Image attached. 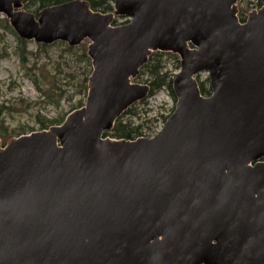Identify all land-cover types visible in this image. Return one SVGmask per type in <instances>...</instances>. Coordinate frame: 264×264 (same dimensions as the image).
Returning <instances> with one entry per match:
<instances>
[{"label": "water", "instance_id": "obj_1", "mask_svg": "<svg viewBox=\"0 0 264 264\" xmlns=\"http://www.w3.org/2000/svg\"><path fill=\"white\" fill-rule=\"evenodd\" d=\"M24 2L0 0L16 36L89 42L92 72L61 125L0 139V264H264V7L241 23L240 0ZM153 53L180 61L173 114L153 138H105L148 98Z\"/></svg>", "mask_w": 264, "mask_h": 264}, {"label": "rangeland", "instance_id": "obj_2", "mask_svg": "<svg viewBox=\"0 0 264 264\" xmlns=\"http://www.w3.org/2000/svg\"><path fill=\"white\" fill-rule=\"evenodd\" d=\"M260 9H249L247 17ZM124 22L119 18L114 26H121ZM6 25V19L0 16V139L3 144L21 134L40 132L43 120H65L81 102L85 105L88 93L86 88V94H83L86 65L76 63L75 55L67 54L65 47L44 51L42 46L33 42L21 44ZM88 44L83 45L86 51ZM21 49L25 52L24 64L17 55ZM165 61L167 71L176 76L179 72L176 61L171 57ZM91 72L90 62V75ZM70 75H74V80ZM199 81H207L209 85L208 75H199ZM134 84L145 85L135 81ZM175 108L176 99L163 90L137 103V116L131 120L143 126L145 138H153L163 129Z\"/></svg>", "mask_w": 264, "mask_h": 264}, {"label": "trees", "instance_id": "obj_3", "mask_svg": "<svg viewBox=\"0 0 264 264\" xmlns=\"http://www.w3.org/2000/svg\"><path fill=\"white\" fill-rule=\"evenodd\" d=\"M74 0H25L24 2V10L33 13L37 15L41 10L52 7V6H58L61 4H65L68 2H71ZM85 1L89 7L96 12L100 13H112L114 11V2L115 0H83ZM239 5V12L238 17L241 23H245L247 20V13L249 9L253 8H262L264 6V0H240L238 3ZM116 23V22H115ZM6 29L12 33L15 37L16 34L14 31L10 28L8 25V21L6 20ZM19 43L24 44L25 42L21 39H18ZM84 43L77 47V48H70L64 43H57L52 46H42L44 51H47L48 49H52L55 47H65V52L67 54L75 55L76 57V63L80 64L83 63L86 65L85 70V79H84V90L83 94H86V85L88 83V79L90 77V59L87 56V51L85 49V46H83ZM17 55L20 57L22 63H25V52L21 49L17 53ZM171 57L173 58L176 63L178 64L176 67V70H180V61L178 56L167 54V53H153L148 63L140 70L139 76L136 78V83H143L150 87V94L149 98L155 96L157 93L161 91H168L170 95L175 98L172 84L173 79L175 78V75L167 71L166 61L165 58ZM70 78L74 80V75H70ZM197 81L199 83V88L201 91V94L203 96H210L211 95V89L210 85H208V82H200L199 76L197 77ZM39 89V87H38ZM80 106L78 108H74L71 112L78 110L83 107V103L81 102L79 104ZM136 111V104L131 107L121 118H119L113 128V130L109 133H105V138H111L115 140H129L134 141L139 138H145L143 135V126L136 125L134 121L131 120V117L137 116ZM70 112V113H71ZM69 113V114H70ZM68 114V115H69ZM126 117H129L128 120ZM64 122V119L60 121H48L43 120V122H39L42 126L40 131L48 130L51 126H59ZM24 134L19 135L23 136Z\"/></svg>", "mask_w": 264, "mask_h": 264}, {"label": "flooded vegetation", "instance_id": "obj_4", "mask_svg": "<svg viewBox=\"0 0 264 264\" xmlns=\"http://www.w3.org/2000/svg\"><path fill=\"white\" fill-rule=\"evenodd\" d=\"M4 18V17H3ZM124 21H125V19H124ZM25 42V41H24Z\"/></svg>", "mask_w": 264, "mask_h": 264}]
</instances>
